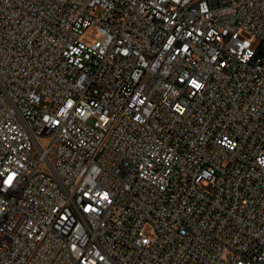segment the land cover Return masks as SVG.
<instances>
[{"label": "built area", "instance_id": "built-area-1", "mask_svg": "<svg viewBox=\"0 0 264 264\" xmlns=\"http://www.w3.org/2000/svg\"><path fill=\"white\" fill-rule=\"evenodd\" d=\"M0 264H264V0H0Z\"/></svg>", "mask_w": 264, "mask_h": 264}, {"label": "rangeland", "instance_id": "rangeland-1", "mask_svg": "<svg viewBox=\"0 0 264 264\" xmlns=\"http://www.w3.org/2000/svg\"><path fill=\"white\" fill-rule=\"evenodd\" d=\"M97 36H98L97 31H94V32H92V31H88V32H86V33L84 34V36H83V41H84V42L91 43L92 41H95V39L97 38ZM255 45H256V43H255ZM211 189H212V188H208L207 190H208V191H211Z\"/></svg>", "mask_w": 264, "mask_h": 264}, {"label": "snow or ice", "instance_id": "snow-or-ice-1", "mask_svg": "<svg viewBox=\"0 0 264 264\" xmlns=\"http://www.w3.org/2000/svg\"><path fill=\"white\" fill-rule=\"evenodd\" d=\"M197 87H199V85H196Z\"/></svg>", "mask_w": 264, "mask_h": 264}]
</instances>
